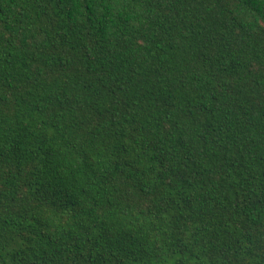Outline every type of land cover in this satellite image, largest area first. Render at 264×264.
<instances>
[{"label":"trees","instance_id":"obj_1","mask_svg":"<svg viewBox=\"0 0 264 264\" xmlns=\"http://www.w3.org/2000/svg\"><path fill=\"white\" fill-rule=\"evenodd\" d=\"M0 264H264V0H0Z\"/></svg>","mask_w":264,"mask_h":264}]
</instances>
